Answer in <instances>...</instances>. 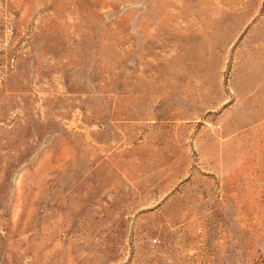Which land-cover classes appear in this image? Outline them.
Returning <instances> with one entry per match:
<instances>
[{
    "label": "rangeland",
    "instance_id": "obj_1",
    "mask_svg": "<svg viewBox=\"0 0 264 264\" xmlns=\"http://www.w3.org/2000/svg\"><path fill=\"white\" fill-rule=\"evenodd\" d=\"M0 264H264V0H0Z\"/></svg>",
    "mask_w": 264,
    "mask_h": 264
}]
</instances>
